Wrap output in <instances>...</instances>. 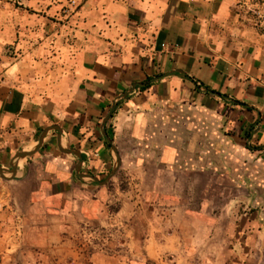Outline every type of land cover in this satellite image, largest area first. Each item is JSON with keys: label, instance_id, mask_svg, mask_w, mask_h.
Here are the masks:
<instances>
[{"label": "crops", "instance_id": "obj_1", "mask_svg": "<svg viewBox=\"0 0 264 264\" xmlns=\"http://www.w3.org/2000/svg\"><path fill=\"white\" fill-rule=\"evenodd\" d=\"M52 125L6 180L56 227L197 171L264 196V0H0V164ZM112 144L128 190L85 176L109 177Z\"/></svg>", "mask_w": 264, "mask_h": 264}, {"label": "rangeland", "instance_id": "obj_2", "mask_svg": "<svg viewBox=\"0 0 264 264\" xmlns=\"http://www.w3.org/2000/svg\"><path fill=\"white\" fill-rule=\"evenodd\" d=\"M239 181L197 171L174 199L162 195L169 184L157 194L136 190L116 215L118 193L101 218L79 227L75 214L59 228L0 176V264H264V196ZM109 187L128 190L125 170Z\"/></svg>", "mask_w": 264, "mask_h": 264}, {"label": "water", "instance_id": "obj_3", "mask_svg": "<svg viewBox=\"0 0 264 264\" xmlns=\"http://www.w3.org/2000/svg\"><path fill=\"white\" fill-rule=\"evenodd\" d=\"M129 92L130 91H126L123 95H121V97L126 96ZM116 104L117 103L115 102L113 107H112V110L106 116V118L104 120L103 133L106 136V138L108 139V141H110V142H112V141H111V138L107 134L106 124H107L108 120L110 119L113 111L115 110ZM52 129H58L59 131H61V128L59 126H57V125H52V126L46 127L44 129V131L42 132V134L40 135V138H39V141H38L37 145L33 149H31V150H20V151H18L15 154V156L13 157V159L10 162L11 169H7V168L3 167L0 164V176L5 178V179H17L18 178L17 177V163H18V161L21 158H25V157L34 155L42 147L44 139H45L47 133L50 130H52ZM59 146H60L61 151H63V152H66V153L76 152V151H73L71 149L63 148L61 146V144ZM112 147H113V149H114V151L116 153L117 162H116V166L114 167V169H113L112 173L109 175V177L106 180H104V181H99V179L96 176H92V175H85V176H89V177H91L93 180H95L97 182L106 183L108 179H110V178H112L113 176L116 175V173L118 172V170H119V168H120V166L122 164V160H121V156H120V153H119V150H118L117 146L112 144ZM77 171L79 172V167H77ZM7 173H10L11 175L9 176V175H7Z\"/></svg>", "mask_w": 264, "mask_h": 264}]
</instances>
